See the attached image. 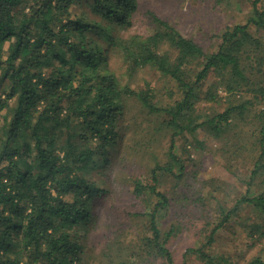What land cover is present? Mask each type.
Instances as JSON below:
<instances>
[{
    "label": "trees",
    "instance_id": "obj_1",
    "mask_svg": "<svg viewBox=\"0 0 264 264\" xmlns=\"http://www.w3.org/2000/svg\"><path fill=\"white\" fill-rule=\"evenodd\" d=\"M251 5L246 24L228 28L209 53L153 12L146 14L151 34L121 36L133 23L138 0H0V264H80L92 243L102 247L99 264H174L171 232L160 227L170 199L158 186L160 174L178 179L185 170L176 140L194 139L204 127L217 136L229 133L233 119L264 103V85L252 84L244 66L249 49L261 45L251 29H264V1ZM117 54L129 80L150 67L172 83L167 91L172 104L161 105L151 83L140 89L123 83L109 64ZM213 74L227 95H246L202 121L197 107L215 101L219 87L215 81L206 85ZM129 100L164 118L161 129L172 134L168 161L149 180H135L134 194L145 210L134 215L142 227L121 263L118 249L113 255L105 251L91 208L103 194L95 177L105 166L112 169L110 152L122 139ZM253 121L250 149L259 155L251 181L259 180L260 190L242 202L264 212V110ZM240 143L228 146L235 157L247 155ZM233 213L224 212L219 227ZM217 231L205 248L189 252L208 264H230L211 252Z\"/></svg>",
    "mask_w": 264,
    "mask_h": 264
},
{
    "label": "rangeland",
    "instance_id": "obj_2",
    "mask_svg": "<svg viewBox=\"0 0 264 264\" xmlns=\"http://www.w3.org/2000/svg\"><path fill=\"white\" fill-rule=\"evenodd\" d=\"M252 8L251 0H138L132 25L118 33L125 38L151 34L146 14L153 12L211 53L219 48L228 28L246 24ZM251 32L260 39L261 45L249 49L250 59L244 66L252 84L264 85V29L256 32L252 28ZM258 58H262L260 62ZM109 64L123 83L129 82L133 89L151 83L160 104H172L167 91L174 86L168 85L156 70L147 67L129 80L120 55L113 56ZM213 81L219 84L215 101L202 102L196 110L202 121L206 116L224 112L231 103L238 101L236 98L246 95V92L227 95L225 84L217 74L211 75L206 85ZM262 110L264 103L260 108L251 107L243 117L233 119L229 133L217 136L204 127L197 130L194 139L181 136L176 140L185 170L178 179L160 174L158 186L159 191L170 199L160 227L163 233L171 232L168 248L174 264H208L189 250L205 248L209 235L217 228L211 248L213 255L226 257L230 264H249L256 258L264 261V212L242 202L243 198L253 197L260 190L259 180L251 181L252 161L259 154L250 147L254 142L251 133L257 124L253 121L254 116ZM163 121L164 118L149 114L137 101H127L122 139L115 151L110 152L112 169L105 166L95 177L103 190L91 208L93 219L98 215L96 231L105 237L106 252L113 255L112 250L115 253L118 249V262L121 263L128 257L130 244H136V234L142 227L134 215L145 210L143 199L134 194L135 180H149L154 168L168 161L172 131L168 127L161 129ZM235 140L247 148L246 156L235 157L229 152L228 146L234 145ZM106 206L111 208V213ZM228 211L234 212L232 217L219 227L224 212ZM98 242L102 246L100 238ZM115 242L117 245L113 247ZM99 248L102 247L96 243L89 245L80 264H99L104 260ZM162 262L157 260L155 264Z\"/></svg>",
    "mask_w": 264,
    "mask_h": 264
}]
</instances>
